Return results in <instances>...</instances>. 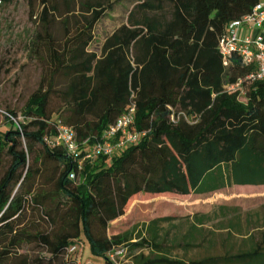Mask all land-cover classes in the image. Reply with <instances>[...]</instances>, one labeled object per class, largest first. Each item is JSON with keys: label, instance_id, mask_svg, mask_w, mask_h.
<instances>
[{"label": "trees", "instance_id": "16d2710c", "mask_svg": "<svg viewBox=\"0 0 264 264\" xmlns=\"http://www.w3.org/2000/svg\"><path fill=\"white\" fill-rule=\"evenodd\" d=\"M117 1L30 0L41 4L37 50L48 77L28 99L24 120L9 111L10 126L0 130V163L9 158L0 176V264H79L84 240L102 264H117L109 254L121 248L133 264H264V234L236 254L173 257L174 248L207 241V215L194 216L182 244L163 234L160 224L174 219L169 216L154 219L144 233L110 232L142 194L264 186V80H248L257 66L237 56L226 65L220 50L230 25L263 0H133L127 24L107 37L101 55L90 52L97 24ZM56 17L64 19L61 42L51 32ZM59 74L68 79L61 90ZM55 96L59 106L52 105ZM132 106L133 129L143 135L113 156L80 167L83 154L72 158L55 143L61 122L75 130L80 146H91ZM45 162L57 165L51 190L35 187ZM219 209L223 217L236 214L232 231L243 230L237 208ZM26 246L39 248L38 255L22 253Z\"/></svg>", "mask_w": 264, "mask_h": 264}, {"label": "rangeland", "instance_id": "374dc122", "mask_svg": "<svg viewBox=\"0 0 264 264\" xmlns=\"http://www.w3.org/2000/svg\"><path fill=\"white\" fill-rule=\"evenodd\" d=\"M133 6V0L117 1L114 9L107 12L97 24L90 52L101 55L105 40L120 26L127 24ZM40 10L41 4L35 2L32 5L30 0L0 3V130L10 126L6 119L9 111L16 112L17 118L24 120V107L28 99L44 83L43 79L48 77L37 50L41 40L39 36H44V28L38 18ZM79 16L76 15V18L79 19ZM63 20L62 17H56L51 25V32L59 42L64 41L66 35ZM73 20L70 24L72 31L75 29ZM67 84V77L59 74L57 89H64ZM244 91L246 93L247 88ZM245 93L240 97L242 102H247ZM60 103L61 99L55 96L52 105L59 106ZM37 148L39 152L41 149ZM8 163L7 157L0 163V176ZM41 169L43 176L36 178L35 187L53 189L57 165L45 162ZM221 206L238 209L243 229L241 232L232 231V221L236 214L231 211L227 217H223L219 209ZM196 215L209 217L204 225L208 234L207 241L201 243L200 239L193 248H174L171 252L173 257L188 261L207 256H224L227 253L236 254L240 250L249 249L251 238L261 242L264 234V186H234L211 195L142 194L129 201L125 215L111 223L110 232L120 233L135 228L139 233H144L154 219L169 216L174 219L160 224L163 234L169 240H177L182 244V238L195 224ZM30 218L33 219L32 216ZM38 251L36 246H26L21 252L37 256ZM143 252L149 251L145 249ZM77 256L81 264L103 263V258L92 253L87 240L79 246ZM132 260V255L126 253L118 258L117 264H131Z\"/></svg>", "mask_w": 264, "mask_h": 264}, {"label": "built area", "instance_id": "2783aa9c", "mask_svg": "<svg viewBox=\"0 0 264 264\" xmlns=\"http://www.w3.org/2000/svg\"><path fill=\"white\" fill-rule=\"evenodd\" d=\"M243 30H253L255 33L251 35L248 32L244 33ZM220 50L226 65H229L237 56L244 65L255 64L257 66V73L248 76V80H264V0L255 7L252 13L230 25L228 34L220 42ZM241 84L242 81L229 89L240 88ZM135 112V106L130 107L104 131L101 140L91 146L86 143L83 147L80 146L75 130L60 122L55 143L64 146L72 158H79L83 154V159L78 162L80 167L84 160L94 161L101 155L113 156L141 139L143 134L133 129ZM72 178H75V174ZM76 251L77 247H72L69 253L73 254ZM125 254L126 249L121 248L110 253L109 257L117 263L118 258Z\"/></svg>", "mask_w": 264, "mask_h": 264}, {"label": "crops", "instance_id": "0c3cea01", "mask_svg": "<svg viewBox=\"0 0 264 264\" xmlns=\"http://www.w3.org/2000/svg\"><path fill=\"white\" fill-rule=\"evenodd\" d=\"M243 31H244V30H243ZM246 32H248V33L251 34V35H254V33H255L253 30H250V31H249V30H245L244 33H246ZM135 241H137V240H135ZM147 250H148V249H147ZM148 251H149V250H148ZM144 253H145V252H144ZM145 254L148 255L149 252H148V253H145ZM131 264H133V260H132V263H131Z\"/></svg>", "mask_w": 264, "mask_h": 264}]
</instances>
